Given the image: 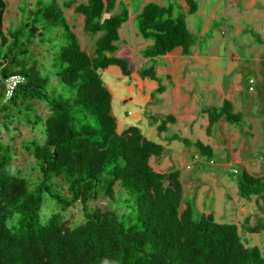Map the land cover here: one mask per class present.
Masks as SVG:
<instances>
[{
	"label": "trees",
	"instance_id": "16d2710c",
	"mask_svg": "<svg viewBox=\"0 0 264 264\" xmlns=\"http://www.w3.org/2000/svg\"><path fill=\"white\" fill-rule=\"evenodd\" d=\"M183 1L187 13L196 11L195 0ZM71 6L83 16V32L98 34L93 56L82 49L65 20L63 7ZM115 6L116 0H86L74 5L70 1H37L18 28L3 29L7 3L0 0L2 125L8 129L11 118L36 125L41 119L37 101H43L49 111L43 119L45 140L23 142L40 172L36 183L13 167L11 149L0 142V264H264V252L256 245L247 246L236 224L218 222L212 212L194 217L196 208L192 199L183 197L176 169L158 172L151 166V157L164 155L163 144L146 138L135 125L117 132L111 92L100 74L111 65L124 76L132 73L129 60L114 54L118 29L128 19L127 5L120 3L117 12ZM174 9L171 3L150 1L135 16L138 34L152 41L141 51L147 62L136 74L156 83L150 93L153 101L166 88L155 70L158 59L176 47L182 55H190L197 39L186 26L185 13ZM48 26L62 27L63 43L53 55L52 75L68 87L69 96L49 90L51 75L42 73L44 64L28 50ZM16 72L25 81L4 100V78ZM202 112L207 116L206 135L220 119L244 133L242 115L230 100L204 107ZM150 120L161 138L175 117L156 115ZM167 140L192 147L204 165L214 162L213 147L200 139L174 134ZM229 173L240 198L255 199L264 207L263 175L246 170ZM56 179L66 186V194ZM117 188L134 196V222L126 223L115 212L98 206L89 209L88 201L98 197L115 200ZM46 194L59 210L41 222L39 211ZM75 203L82 207L83 221L67 226L62 212ZM262 214L247 231L264 232V211Z\"/></svg>",
	"mask_w": 264,
	"mask_h": 264
},
{
	"label": "rangeland",
	"instance_id": "374dc122",
	"mask_svg": "<svg viewBox=\"0 0 264 264\" xmlns=\"http://www.w3.org/2000/svg\"><path fill=\"white\" fill-rule=\"evenodd\" d=\"M5 1L7 7L3 14V29H14L22 24V21L27 17L29 10L34 9L37 1L47 3L49 0ZM58 1L61 4L68 0ZM131 2L133 3V11H135L138 8L136 0H131ZM165 2L173 4L175 12H184L180 6L181 0H165ZM203 5L206 6L205 3ZM261 7H263L262 4L257 0L254 9H258V11L255 13H259ZM67 9V7H63L66 22L73 27V30L83 46L82 48L88 55L93 56L95 49L94 42L98 34L90 35L84 33L82 30V22H76L77 14L74 12L70 14ZM218 9L219 8L217 7V10ZM190 20L191 18H189L188 15V18L185 19L187 27L189 28L188 30L196 36L198 40L200 39L199 43L202 46L201 49L206 52H202L201 54L206 56L209 54H215V51L218 54V60L216 61L218 71L221 72L218 81L223 84V87H229V82L234 81L237 77L240 79V91L234 96V101L236 108L242 115L241 127L243 128L245 135H250L254 128L259 131L264 127V117L260 116L261 114L264 115V91L262 90L264 88V24L262 23L261 18L259 19V17L255 15V19L248 20L247 23L243 22V25H240L241 32H238L235 35L229 34L227 30L228 28L222 29L219 27V25L227 27L225 24L226 19L215 20L210 26L211 33H207V30L205 33L201 34H199V18H194V27L192 26V29L189 25ZM256 24H259L260 26L262 25V28L255 27ZM135 26L134 20L133 23H131V28L135 29ZM127 27L130 26L128 25ZM129 30L131 29L129 28ZM220 32H222V34H220ZM42 33V36L36 37L32 40L28 50L30 53L32 52L35 58L44 64L40 67L42 73H48L51 75L49 77V90L54 91L56 94H62L64 97L69 96L68 87H66L55 75H52L54 71L52 65L53 55L57 53L59 45L63 43L62 27L48 26L43 29ZM136 33L137 31L135 34ZM133 38L134 32L126 35V41L128 43L129 40ZM133 42L135 41L133 40ZM115 44L120 47V42L117 41ZM197 47H199V45H197ZM128 52V47L123 48V51L119 53V56L126 57L129 60L130 69L133 71V74H131L130 77L122 75L118 67L114 65L107 70L100 71L101 78L112 94V112L117 119V132H121L130 125L139 127L146 138L156 143L163 144L165 147L164 156L172 159L171 169H176L182 172L185 169V163L190 167L188 172L196 173L198 171L199 163L193 160L196 155L194 149L185 146L178 140H167V138L177 134L182 138L196 140L204 135L202 134V130L194 128L191 134L184 125L172 123L168 124L167 130L161 135L162 137H158L155 128L156 124L153 125L151 123L150 117L168 114L171 106L165 101V99H161V101H152L151 99L145 98V95L150 94L151 92V88L146 82H151V80L140 79L137 76L136 70L139 67V59H141V56L137 55L134 59H131L126 55ZM159 59L160 61L158 62L159 65L156 72L160 77H164L168 68H170V65L165 63L166 61L164 58L160 57ZM146 62L147 61L145 60L144 64ZM185 66L186 70H188L189 65L186 64ZM253 70L262 71L261 74L263 75L260 76L257 74L260 81L256 80L253 85L255 86V90L249 92L247 90V79L253 75ZM210 73L211 70L208 71L207 75L200 73L199 78H208L209 76V79L212 80L213 78L210 77ZM170 75L172 76L174 73ZM154 84L155 83H153V85ZM130 88L132 89L131 91L129 90ZM49 90L47 91L50 93ZM35 104L38 110V115L41 119L38 120L37 124L34 126L23 122V120L17 123V118H11L7 120L8 129H5L2 125V122L5 121L2 117L3 112H0V142L4 143L11 149L13 155V167L31 183H36L38 181L40 172L38 171L37 164L35 163L32 154L23 147V142L33 138H36L38 143H42L45 140V135L43 133V119L49 113L48 108L43 101H37ZM217 139L218 138H216V140ZM260 143L261 142H258V144ZM151 158L150 164L152 167L155 166L158 160H162V157ZM214 158L216 159V164L208 171L210 175L209 179H211L210 187H212L214 192L222 191L223 193H219V195L217 194L213 200L210 199V204L208 203L210 207L205 208H208L210 212L215 214V218L218 222L236 224L238 227V233L243 242L247 246L256 245L262 252H264V232L251 233L247 231L248 226H253L258 217L263 216L262 213L264 207L262 203L255 204L254 201H252L251 204L253 210L250 207H245V211L242 212L240 206L243 203L248 205L249 201L238 196L237 192L234 190V177L230 175L229 170L223 169L221 166L217 165L219 162L218 155H214ZM234 166L240 171L238 165ZM212 169L213 171H211ZM55 181L63 186V192L66 194V186L59 179H56ZM224 182H227L228 185L222 186ZM116 190L117 195L115 200H103L101 197H98L95 200L88 201V205L92 206L89 207V209L98 206L105 210L115 212L126 223L128 221L134 222L136 214L133 203L134 196L124 190H120L119 188ZM189 190L192 192V189H188V191ZM219 197L223 198V202L220 201ZM217 199H219V201H217ZM224 204H226L225 207H223ZM81 209L82 207L75 203L73 206L69 207L68 210L62 212L67 226H75L83 221L84 217ZM57 210H59V208L56 207L55 202L52 201L47 194L44 195L43 203L39 211L41 222H44L51 213L56 212ZM200 213L201 211L195 209L194 217H198ZM246 217L249 218L247 223L245 222Z\"/></svg>",
	"mask_w": 264,
	"mask_h": 264
},
{
	"label": "crops",
	"instance_id": "0c3cea01",
	"mask_svg": "<svg viewBox=\"0 0 264 264\" xmlns=\"http://www.w3.org/2000/svg\"><path fill=\"white\" fill-rule=\"evenodd\" d=\"M68 1L72 2V4L74 5L80 2H85L86 0ZM150 1L157 2L161 5H167L170 3H166L165 0H136V5L138 8L133 11V3L131 2V0H116L114 12L118 11L120 3L126 4L128 9V19L123 22L118 29L119 39L117 41L120 42V47L116 45L117 49L114 53L116 56H119V53L123 51V48L128 47L129 52L126 55L127 57L134 59L137 55L141 56L142 49L152 43L150 39H143L138 34V32L135 34V32L137 31L136 26L135 29L131 28V23H133V21L135 20L136 14L141 10L145 3ZM195 1L197 3V9L192 14L187 13V7L183 0H181L180 6L184 10L183 13H185V19L188 18V15L189 18H191V20L189 21L191 29L192 26L194 27V18H199V34L205 33L207 30V33H211L210 26L212 22L217 19H226L225 24L227 25V27L223 25H219V27H221L222 29L228 28L227 30L231 35H235L238 32L240 33V25H243V22L247 23L248 20L255 19V15H257L259 19L261 18L262 23L264 24V0H259V2L263 6L259 9V13H255L256 11H258V9H254V5H256L257 0ZM204 3L206 4V6L203 5ZM217 7L219 8L218 10ZM67 8L70 14L74 12L73 6ZM111 13L112 12L106 13V16ZM80 21L83 23V16L77 13L76 22ZM128 25L130 27H127ZM255 27L262 28V25L260 26L259 24H256ZM129 28L131 30H129ZM133 32L134 38L130 39L128 43L126 41V35ZM220 34H222V32H220ZM133 40L135 42H133ZM199 40L196 39L195 43L192 46V48L194 49H191L190 55H182L181 49L179 47H176L172 51L161 56V58L165 59V63H168L170 65V68H168L165 76L162 77V82L166 84V88L162 93L157 94V97L159 98L158 101H161V99H165V101L170 104L171 108L168 114H172L175 117L174 123L184 125V127H186L191 134L194 128L202 130V134L204 135L200 137V140L202 139L201 141H203L204 143H208L213 147L215 155H218L219 158V162L217 163V165L226 170L236 171L238 169L234 165H238L240 170H246L255 175L264 176V127L259 131L258 129L254 128L250 135H245V133H241L236 126L230 125L223 119H220L216 122L212 133L210 135L205 134L207 116L202 112V108L212 105H219L224 99H228L232 102L234 110L238 111L235 106L234 96L237 92L239 93L240 91V79L239 77H237L234 81L229 82V87L224 88L223 84L218 81L221 72L218 71L217 67V52L215 51V54L204 56L201 53H204L205 51L201 49L202 46L199 43ZM80 45L81 47H83L81 42ZM197 45H199V47H197ZM145 60L146 59H142L141 56V59H139V67L144 64ZM159 61L160 59H158V62ZM158 62L155 64L156 71L159 65ZM186 64L189 65L188 70H186ZM111 66L107 67L106 70ZM209 70H211L210 77L213 78L212 80L209 79V76L208 78H199L200 73H202L203 75H207ZM252 72L253 75L249 78L253 79L254 83L251 84L253 86L256 80L260 81L257 74H259L260 76H262L263 74H261L262 71L253 70ZM172 73H174V75L171 76L170 74ZM131 74H133V71ZM168 77H170L171 84H168ZM153 83L155 82L152 80L151 82H146V84L150 86L151 92L156 87V83L154 85ZM248 86L249 84L247 83V90L249 92H253L255 90V86H253L251 90L248 89ZM129 90L131 91L132 89L130 88ZM262 90L264 91V88ZM145 98L151 99L150 94H146ZM151 100L153 101V99ZM260 116L264 117L263 114H261ZM216 138L218 139L216 140ZM258 142L261 143L258 144ZM151 159L152 158H150L149 161H151ZM171 160L172 159L170 157L163 155L162 160H158L153 168L158 172H166L171 169ZM194 160L199 163L198 171L196 173L188 172V169H190V167L185 163V169L182 172L178 170L177 171L179 172V180L182 185L183 197L192 199L194 207L201 211V213L206 214L210 212L208 208H205L210 207L208 205V203L210 204V199L213 200L215 199L217 194L219 195V193H223L222 191L214 192L212 190V187H210L211 179H209L210 175L208 171L210 170V168H212L213 165L216 164V159L213 158V163L208 162L205 163V165L203 163L204 159L202 157L195 156ZM211 171H213V169ZM224 185H228V183L224 182L222 186ZM235 186L234 190L237 192V188ZM188 189H192V192L191 190L188 191ZM219 198L220 201L223 202V198ZM217 201H219V199H217ZM252 201H254V203L256 204L255 199L249 201L248 205L243 203L240 206L241 211L244 212L245 207H250L253 210L251 204ZM225 206L226 204H224L223 207Z\"/></svg>",
	"mask_w": 264,
	"mask_h": 264
},
{
	"label": "built area",
	"instance_id": "2783aa9c",
	"mask_svg": "<svg viewBox=\"0 0 264 264\" xmlns=\"http://www.w3.org/2000/svg\"><path fill=\"white\" fill-rule=\"evenodd\" d=\"M25 81V77L20 73H11L10 75L4 78V90H3V99L7 100L12 97L14 90ZM247 83L249 84L248 89H252L253 79L249 78Z\"/></svg>",
	"mask_w": 264,
	"mask_h": 264
}]
</instances>
